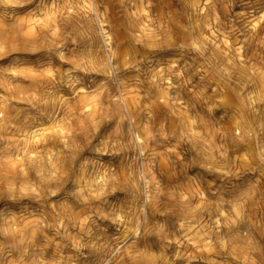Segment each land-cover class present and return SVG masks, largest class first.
<instances>
[{
    "label": "rangeland",
    "instance_id": "obj_1",
    "mask_svg": "<svg viewBox=\"0 0 264 264\" xmlns=\"http://www.w3.org/2000/svg\"><path fill=\"white\" fill-rule=\"evenodd\" d=\"M91 1L0 0L12 128L59 159L0 201V250L8 226L29 263L252 264L219 236L264 248V0Z\"/></svg>",
    "mask_w": 264,
    "mask_h": 264
},
{
    "label": "bare ground",
    "instance_id": "obj_2",
    "mask_svg": "<svg viewBox=\"0 0 264 264\" xmlns=\"http://www.w3.org/2000/svg\"><path fill=\"white\" fill-rule=\"evenodd\" d=\"M83 1L87 3V0ZM132 1H134L137 9L141 7L143 11H146V8L143 6V3L145 2L144 0ZM110 3L112 2L109 0L108 8L112 6ZM84 7L87 8L88 6L84 5ZM88 8L94 10L98 15L97 0L91 1ZM54 21L55 20H50L48 22L50 28L53 27ZM27 26L31 25L28 23ZM46 26H48V24H46ZM101 30L102 39L108 46H110L112 40L110 34L105 31L102 26ZM120 46L122 47L123 45L120 44ZM29 77L33 81L38 78L35 74H29ZM7 91L11 94V96H14V93L22 92L20 88L15 90V88L6 83L0 87V201H6V198L13 197L16 192L28 190H31L33 194L37 195L39 192V185L41 186L43 182L54 178V173L57 169V162L59 160L57 157L48 152H41V146L37 144V140H35L32 136H29V133L26 131V127L23 128V126L20 125L16 129L12 128V125L18 120V118L14 116L16 112V102H9V99L6 98ZM26 97H29L28 93L26 94ZM124 100L126 105L125 111L128 114H131V105L126 98ZM46 117L41 116L39 120H43V118ZM65 124V121L57 120V125L60 126V131L64 130ZM64 137L67 136H63V138ZM262 202H264V199ZM218 223L220 222L218 221ZM248 226H252V224H249ZM6 229L8 231H12V234L4 238L1 243L0 251H3L5 248H9L12 256L11 258H6L5 260L0 259V264H37V262L29 263L27 248H29L30 244L28 242L26 244L24 239L21 238V236H27L29 231L8 226L5 227L4 230L6 231ZM246 230V234L240 235V229H236L234 235L231 233L228 234L230 239L233 238L229 241L225 240L226 236H219L222 241L221 247L225 249L227 247V253L236 261L250 262L252 264H264V248H261V250L258 251L259 248L256 246V241L252 235V229L249 228ZM34 231L31 233L33 234V237H35ZM199 233L200 232H198V234ZM200 236L201 237L198 239L190 240L193 241V244L190 246L192 248L194 247V249H202L201 251H206L211 255V252L215 247H213L209 241L210 236ZM32 243L35 245L34 238Z\"/></svg>",
    "mask_w": 264,
    "mask_h": 264
}]
</instances>
